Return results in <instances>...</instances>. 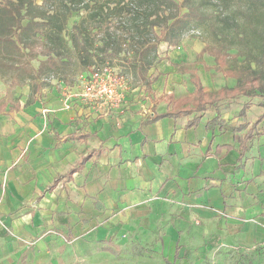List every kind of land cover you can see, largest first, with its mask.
<instances>
[{"label": "crops", "instance_id": "1", "mask_svg": "<svg viewBox=\"0 0 264 264\" xmlns=\"http://www.w3.org/2000/svg\"><path fill=\"white\" fill-rule=\"evenodd\" d=\"M45 81L33 96L29 84L11 87L0 77V264H57L67 242L117 254L127 235L146 228L175 253L180 236L194 235L264 251V121L244 157L231 129L251 126L263 97L151 120L178 110L175 101L147 110L130 88L122 109L101 111L75 97L65 108L64 93L80 85L55 75ZM217 113L227 126L209 128ZM195 114L200 120L189 126Z\"/></svg>", "mask_w": 264, "mask_h": 264}, {"label": "trees", "instance_id": "2", "mask_svg": "<svg viewBox=\"0 0 264 264\" xmlns=\"http://www.w3.org/2000/svg\"><path fill=\"white\" fill-rule=\"evenodd\" d=\"M41 1L0 0V77L11 87L29 84L34 96L47 84L45 78L57 75L65 80L62 70L73 62L65 37L67 23L74 12L85 11L86 14L74 23L71 35L83 66L109 64H97V60L104 62L107 57L118 56L127 50L132 52L135 74L145 80L155 63L163 61V57L158 56L160 42H166L168 47H178L193 24L205 23H209L215 42L207 43L198 56L206 52L214 56L219 71H224V57H243V63L237 69L226 68L236 78L234 86L224 85L216 91L206 92L200 76L191 72L195 86L193 95L175 101L173 110H178L155 115L151 120L203 112L222 100L239 96L264 98V0H242L235 7L234 0H223L228 9L224 12L213 8L204 10L202 5L206 2L197 0ZM36 57H43L37 67L31 61ZM191 99L194 107L189 108L185 104ZM261 105L264 106V102ZM249 106V102L243 105L240 116L246 115ZM220 117L217 113L207 126H227ZM199 120L200 115L195 114L188 125H196ZM262 121L264 112L251 126L242 124L231 128L239 143L241 157L249 150L250 142L260 135L258 126ZM248 127L245 133H239ZM90 157H83L71 174ZM104 248L111 250L107 246ZM177 254L178 247L175 256Z\"/></svg>", "mask_w": 264, "mask_h": 264}, {"label": "rangeland", "instance_id": "3", "mask_svg": "<svg viewBox=\"0 0 264 264\" xmlns=\"http://www.w3.org/2000/svg\"><path fill=\"white\" fill-rule=\"evenodd\" d=\"M178 1L182 2L183 0ZM197 1H205L202 9L207 11L212 8L218 12L228 10L223 0ZM240 2L242 0H234V7ZM85 14V11L74 12L68 20L65 30V37L70 48L69 54L73 62L68 68L62 70V75L67 82L77 86L82 83L81 75L89 73L94 67V65L83 66L80 63L78 51L71 40L74 23ZM214 40V33L209 23H205L193 24L183 36L178 47H168L166 42H160L158 56L163 57V61L155 63L154 67L148 71L145 80L135 74L131 62L132 52L127 50L118 56L107 57L104 62L97 60V64L109 62V65L115 68L119 74L124 75L129 89H139L136 96H139L147 110L155 109L159 104L170 108L177 99L193 95L194 85L191 81V72L200 76L206 89L236 83V78L227 69H237L243 63V57H238V59L224 57L222 64L224 71H219L216 70L219 65L214 56L207 52L198 56L205 45L214 43ZM42 58L32 59V64L37 67ZM55 76L57 77V75ZM5 83L7 82L5 81ZM14 92L19 94L23 90ZM8 93H10L9 96L12 94L11 91ZM187 105L192 106L193 103L189 102ZM254 114L252 112L250 117L255 116ZM179 242L176 256L175 251L166 249V237L149 228L140 229L138 233L127 235L117 254L104 252L100 249L79 252L68 248L67 242V247L62 244L58 245L57 264H264V251L261 250V247L248 249L244 246L233 245L220 248L219 245L209 244L205 236L197 235L180 236Z\"/></svg>", "mask_w": 264, "mask_h": 264}, {"label": "built area", "instance_id": "4", "mask_svg": "<svg viewBox=\"0 0 264 264\" xmlns=\"http://www.w3.org/2000/svg\"><path fill=\"white\" fill-rule=\"evenodd\" d=\"M82 83L73 94L66 91L63 95L64 107H71L73 97L98 110L122 109L130 90L124 75L109 64L94 66L89 73L81 75Z\"/></svg>", "mask_w": 264, "mask_h": 264}]
</instances>
